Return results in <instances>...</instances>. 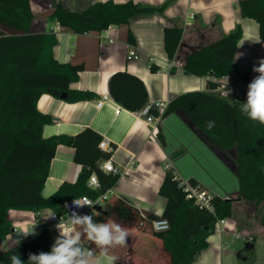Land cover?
<instances>
[{
  "label": "trees",
  "instance_id": "1",
  "mask_svg": "<svg viewBox=\"0 0 264 264\" xmlns=\"http://www.w3.org/2000/svg\"><path fill=\"white\" fill-rule=\"evenodd\" d=\"M174 1L169 0L160 6L135 4L133 1L123 4L98 2L83 12L70 11L58 4L50 20L57 22L65 32L101 33L111 27L129 26L138 18L163 14ZM237 7L243 17L259 24L260 37L264 40V0H240ZM32 19L29 0H0V24L15 32H0V243L13 232V225L7 217L10 210L37 214L50 209L56 216L64 215L66 201L84 195L98 198L111 191L120 178V174L105 173L100 169L99 163L107 160L110 154L100 150L103 139L93 129L85 128L75 136H43L44 127L54 121L37 108L44 94L69 103L93 101L96 95L71 90L82 66L58 63L53 55L57 44L55 35L31 33ZM183 33L184 28L172 22L164 28V47L169 60L175 59L179 53ZM242 37L243 30L237 26L215 42L190 49L184 54V73L200 78L230 75ZM127 40L130 45H136L131 30ZM149 71L157 73L160 67L150 64ZM207 86V91L172 97L161 119L181 112L221 150H236L239 198L214 196V212L201 210L193 200L186 198L182 180L170 167L159 190L166 202L161 217L143 216L121 197L108 199L107 221L141 230L157 240L168 256L167 264H194L195 257L208 247V238L214 233L216 223L232 217L236 201H244L257 210L264 223V125L241 113L240 106L245 101H232L212 93L210 90L217 87L214 82L208 81ZM109 93L122 108L133 113L141 112L149 101L145 84L127 71L111 76ZM149 112L158 117L156 110L149 109ZM209 121L215 122L212 128L208 127ZM157 138L166 146L161 127ZM59 145L75 150L74 162L82 166V171L75 183H63L56 193L46 198L43 189ZM92 174L97 175L100 183L97 190L88 186ZM190 183L197 184L194 180ZM160 218L168 221V230L153 229V221ZM57 236L54 231L44 228L34 239L1 252L0 264H11L13 254H19L24 264H28L29 253L49 252Z\"/></svg>",
  "mask_w": 264,
  "mask_h": 264
},
{
  "label": "crops",
  "instance_id": "2",
  "mask_svg": "<svg viewBox=\"0 0 264 264\" xmlns=\"http://www.w3.org/2000/svg\"><path fill=\"white\" fill-rule=\"evenodd\" d=\"M107 1L160 6L169 0H29L33 15L30 32L53 33L57 40L53 48L55 60L60 64L82 66L71 90L96 95L93 101L69 103L44 94L37 108L54 121L44 127L43 136H75L85 128L96 131L102 141L113 146L109 158L121 172L117 185L108 192V199L121 197L143 216H162L166 202L159 190L170 167L182 181L194 180L213 196L239 198L235 149L221 150L181 112L149 124L142 111L133 113L114 101L109 93V81L119 71L137 76L149 95L144 109L153 110L160 102L168 105L176 95L207 91V77L184 73V54L215 42L241 26L243 37L230 76L248 89V84L258 75L253 68L264 60V40L260 37L259 24L241 15L237 7L240 0H175L163 14L138 18L129 26L111 27L101 33L65 32L57 22L50 20L58 4L70 11L83 12L92 4ZM169 22L184 28L181 48L173 60H169L164 47V28ZM129 30L136 38L135 46L128 43ZM0 32L15 33L2 24ZM131 52L135 57L130 55ZM150 64L159 66L160 71L151 73ZM154 126L158 130L161 127L166 146L151 136ZM74 155L75 150L71 147H57L43 189L44 197L56 193L63 183L76 182L82 166L74 162ZM54 216L50 209L37 214L10 210L7 217L13 225V232L0 243V253L16 247L17 240L21 244L31 235L37 237L44 228L59 235ZM93 219L96 222L108 220L107 215ZM121 226L128 232L126 245L109 250L118 257L116 263H168V256L157 240L141 230ZM25 231L32 233L24 236ZM84 242L91 245L86 238ZM90 247L95 250V245ZM194 264H264L262 215L244 201L234 202L232 217L224 219L220 228L215 226L214 233L208 238V247L195 257Z\"/></svg>",
  "mask_w": 264,
  "mask_h": 264
},
{
  "label": "clouds",
  "instance_id": "3",
  "mask_svg": "<svg viewBox=\"0 0 264 264\" xmlns=\"http://www.w3.org/2000/svg\"><path fill=\"white\" fill-rule=\"evenodd\" d=\"M253 71L258 75L248 84L246 102L241 103L240 111L249 120L264 125V60L259 62ZM230 91V90H229ZM229 91L226 92L229 95ZM214 121L208 122V127L214 126ZM73 204L79 208L92 206V202L74 200ZM67 207V205H66ZM101 213L93 210L91 215H81L72 211L66 222L56 225L59 235L55 238L49 252L28 254V264H116L117 256L110 253V249L126 245L127 230L114 221L96 222L93 217ZM157 222H154V224ZM164 227H167L164 222ZM32 231H25L27 236ZM85 238L95 245V250L85 245ZM19 245L20 241H16ZM11 264H24L19 254L10 256Z\"/></svg>",
  "mask_w": 264,
  "mask_h": 264
},
{
  "label": "built area",
  "instance_id": "4",
  "mask_svg": "<svg viewBox=\"0 0 264 264\" xmlns=\"http://www.w3.org/2000/svg\"><path fill=\"white\" fill-rule=\"evenodd\" d=\"M131 56L135 57V53L131 52ZM210 82H214L217 84V87L215 89L210 90L212 93L218 95L221 98L232 100V101H237V100H242L246 102L247 99V88L241 87L240 84H237V80L231 77L230 75L223 76L221 78H214V77H207ZM230 90V91H229ZM229 91V95L226 94V92ZM99 106H101V103H99ZM167 105L164 102H160L156 105V111L158 113V117H154L150 114L149 109L146 108L142 110V115L145 117L146 121L150 123H154L156 121H160L161 117L166 109ZM158 134V127L154 126L151 131V136L153 138H156ZM99 148L101 151L112 154L114 151L113 146L107 142V141H102L99 144ZM100 169L105 172V173H113V174H120V169L115 167L113 164L111 158H108L107 160L103 161L100 165ZM184 188V192L186 193V198L188 200H193L195 205L199 207L201 210H208L210 212H214V206L212 203L213 200V195L204 189L201 185L196 184L192 185L189 181H182L181 184ZM88 186L92 190H97L100 188V183L98 180V177L96 174H92L89 178L88 181ZM87 199L88 201L92 202V206H83L77 208L74 204V200H79V201H84ZM67 205V207H66ZM108 193L103 194L99 196L98 198H92L88 195H84L78 198H74L71 200H68L64 204V209L65 213L64 215L60 216H54V220L57 224L61 222H66L68 220V215L71 214L72 211H76L80 213L81 215L88 214L91 215L92 211H98L101 214L97 217L93 218H98V217H103L107 214L108 211ZM154 222H157L154 224ZM164 222H166L167 227H164ZM224 223V220H219L216 223V227L220 228V225ZM153 229L155 231H165L169 229V223L166 219H157L153 221ZM36 236L31 235L28 240L34 239Z\"/></svg>",
  "mask_w": 264,
  "mask_h": 264
},
{
  "label": "bare ground",
  "instance_id": "5",
  "mask_svg": "<svg viewBox=\"0 0 264 264\" xmlns=\"http://www.w3.org/2000/svg\"><path fill=\"white\" fill-rule=\"evenodd\" d=\"M49 185V184H48Z\"/></svg>",
  "mask_w": 264,
  "mask_h": 264
}]
</instances>
